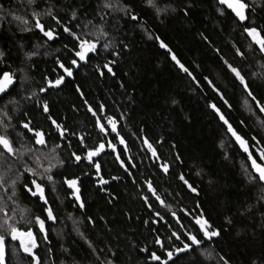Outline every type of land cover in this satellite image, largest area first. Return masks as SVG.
I'll use <instances>...</instances> for the list:
<instances>
[{
	"label": "trees",
	"instance_id": "16d2710c",
	"mask_svg": "<svg viewBox=\"0 0 264 264\" xmlns=\"http://www.w3.org/2000/svg\"><path fill=\"white\" fill-rule=\"evenodd\" d=\"M242 1L243 22L219 0H0V78L15 80L0 99V136L14 149L0 147V264H162L153 258H164L158 240L173 251L170 229L182 236L171 213L184 230L195 232L186 220L202 219L218 236L167 264H264V185L212 110L264 165V51L249 35L264 39V0ZM84 40L96 48L82 63ZM27 116L45 147L19 127ZM49 116L66 130L82 126L86 146L96 140V117L114 118L126 171L104 155L109 182L94 186L83 176L80 141L54 136ZM79 175L83 210L65 185ZM13 227L31 238L13 239Z\"/></svg>",
	"mask_w": 264,
	"mask_h": 264
},
{
	"label": "flooded vegetation",
	"instance_id": "af4514ba",
	"mask_svg": "<svg viewBox=\"0 0 264 264\" xmlns=\"http://www.w3.org/2000/svg\"><path fill=\"white\" fill-rule=\"evenodd\" d=\"M80 65H79V63L77 64V66H80ZM106 70L109 71V69L107 67H106ZM7 74H9V73H7ZM9 75H11V74H9ZM11 77L14 79V77L12 75H11ZM59 80H61V78H59ZM56 81H55V83H56ZM63 83H64V79L61 80V83L59 86H62ZM53 87L58 88V85H54ZM6 95H4V96H6ZM3 97H1V98H3ZM80 97H82L81 94H80ZM36 106H40V108L42 109V114L48 113V103L46 101L39 99L36 103ZM45 107H47V111H45ZM83 107H84L85 112H87L89 114V117L92 120L94 118L92 107L89 104H87L85 101H83ZM48 120L53 122L54 129L52 128V130H53L54 136H56V137L59 136L60 139H64V138L74 139L75 138V140L77 139L78 141H80L81 151L77 152V153H80L81 158L83 159V163L86 165V171L83 174V176L87 177V175L90 174V179L92 180L91 182L96 187H99V188L106 187L108 185V182H109V181H106L102 177L101 168H100V161L99 160L104 155L112 154L117 160L120 159L122 152H124L127 157L129 156L127 144L125 142L123 134L120 132L119 123L117 121H115L114 118L106 117V116H105V118L96 117L95 124H97V125H96V127L93 128V133L96 134L95 135L96 140L94 141V143L91 146H86V144H84V140L91 137V135L88 132H86L82 126L75 127L73 129V131L72 130L70 131V129L66 130L61 123L58 124L55 120H53L52 117L49 116ZM30 121H31V119L29 118V116H27L26 122H28V123L21 122L19 124V127L21 129L27 131V132H31L33 135L34 143L38 146V144L36 143V136H35L36 132L31 130ZM113 124L115 125V131H113ZM24 125H28V127L26 128ZM38 132L43 134V137L45 139V146H46V144H47L46 135L42 131H38ZM61 133H63V135H61ZM93 136H94V134H93ZM60 141L62 142V140H60ZM100 145L104 146L103 149H100ZM45 146H43V147H45ZM38 147H40V146H38ZM97 150H99L98 154L92 156L91 159H89L88 153L92 152V151H97ZM250 152H251V150H250ZM73 154H76V152H73ZM77 161L78 160L76 159V162ZM258 163L263 165L260 162H258ZM120 164H121L122 168L126 171L125 164L121 161V159H120ZM81 178H82V175L81 176L79 175L77 177L70 178L69 180H65V185H66L67 181H73V180L76 181L75 188H73V187L68 188V186L66 185L67 198L71 202H73L77 208H80L81 210H83L84 206L81 207V205H83L82 187H81V182H80ZM76 189H78V192ZM147 189H148L147 192L150 194V197L152 199L159 201V198L156 196L154 191L151 189V186L149 187V185H147ZM77 196L79 197V199H77ZM142 200L147 201V199L143 196H142ZM153 214H154L153 215L154 218L160 219L157 213L153 212ZM185 215L187 218L189 217L187 214H185ZM170 216H171L172 220L176 223V225L181 228L182 236H178L176 234V232H174L173 229H170V231L172 230L171 237L176 238L174 240L177 243V246H175V250H173V251L164 250V247L161 249L164 258H162V259L159 258V259H157V261L162 262V264L167 259V254L169 252L174 254L176 251L185 249V245H188V247L186 249H190L188 252H191L192 249L197 248L196 245L193 244L192 241L189 239V236H194L199 241V246H201L205 242L210 243L213 239H216L218 236V235L213 236L211 239L206 238L204 235V232L201 230L200 225L196 223V220H190L189 219V220L185 221L186 225H188L189 230H191V228L195 227V232L193 230H191V231L184 230L183 226H182V221L174 213H171ZM207 229H208V231H214L209 226H207ZM174 233H175V235H174ZM153 256H156V255L153 254Z\"/></svg>",
	"mask_w": 264,
	"mask_h": 264
},
{
	"label": "snow or ice",
	"instance_id": "6c2138e0",
	"mask_svg": "<svg viewBox=\"0 0 264 264\" xmlns=\"http://www.w3.org/2000/svg\"><path fill=\"white\" fill-rule=\"evenodd\" d=\"M221 4H226L228 8L232 9L236 15L238 17H240V19H244L243 16V9L245 8V5L243 3L240 2V0H220ZM37 27H40L39 23H37ZM65 31H68V29H65ZM45 35H48L49 38L51 39V33H45ZM249 35L253 37V39L259 43L261 45V51H264V39H258V34L255 32V30H249ZM163 47V45H161ZM80 48L81 51L77 52V56L83 60L85 58V56L87 55L88 52H91L93 50H95L96 48V44L89 42V41H81L80 43ZM76 61H73V64H75ZM65 71L67 72L68 75H71V71L68 69H65ZM186 71V69H185ZM233 72H236L235 69H233ZM236 75L238 78L241 79V83H243V78L240 77L239 72H236ZM62 80V78H61ZM61 80H57L56 81V85H58L59 83H61ZM12 83L11 77L5 73L4 76L2 78H0V92H4L7 88V86L9 84ZM53 86V85H50ZM249 95H251V93H249ZM214 107V106H213ZM45 111H47V107H45ZM261 111H264V106H261ZM221 119H223V117H221ZM226 122V121H225ZM227 123V122H226ZM26 128L28 127V125H24ZM113 131H115V125L113 124ZM229 131L232 133L233 136H235L236 140L240 143L242 149L247 152L248 151V147L247 144L244 140H242V138L240 136H238L231 128V126L229 125ZM61 135H63V133H61ZM36 136V143L40 144V145H44L45 141L43 138V134L40 132H36L35 133ZM0 147H2L5 151H7L10 155L14 154V149L11 146L10 142L8 141V139L5 136H0ZM103 145H100V149H103ZM98 151H92L88 153V158L91 159L92 156L97 155ZM155 154V153H153ZM260 156L261 159H264V150H261L260 152ZM77 160L80 159V157H76ZM249 159L252 162V167L253 169L259 174V179L261 181H264V166L259 165L256 160L252 159V155L251 153H249ZM165 170H166V166H165ZM47 171V169L45 170ZM49 179H51V177H49ZM33 183L35 184V181H33ZM67 183L69 184V187H73L75 188L76 185V181H67ZM37 190L42 192V189L40 187L39 184H35ZM78 192V189H76ZM36 193L33 192V195H35ZM43 198V197H42ZM77 199H79V197L77 196ZM163 203V202H162ZM81 207H83V205H81ZM49 218H52L51 216V210H49ZM37 222L40 223L41 225V230H43V222L39 221V219L37 218ZM5 223H7V221H5ZM196 223L200 225L201 230L204 232V235L206 238L211 239L213 236L218 235L217 232L215 231H208L207 227H206V221L202 220V219H197ZM12 232V237L13 239H16L17 236L19 235L20 237H24L25 235H27L29 238H31L32 234L31 232L28 233H22V232H18V230L16 228H12L11 229ZM175 235V233H174ZM189 239L192 241L193 244H198L199 241L194 237V236H189ZM0 241H2V237H0ZM21 244H24V240L21 239ZM34 246V245H33ZM188 245H185V248H187ZM25 251H29V248L25 247ZM169 257H171V253H169ZM154 259H159V257L153 256Z\"/></svg>",
	"mask_w": 264,
	"mask_h": 264
},
{
	"label": "water",
	"instance_id": "95a60500",
	"mask_svg": "<svg viewBox=\"0 0 264 264\" xmlns=\"http://www.w3.org/2000/svg\"><path fill=\"white\" fill-rule=\"evenodd\" d=\"M219 2H220V0H219ZM240 2L241 3H243L244 5H245V8L243 9V16H244V19L242 20V19H240V17H238L237 15H236V13L232 10V9H230V8H228L227 7V5L226 4H222L238 21H240V22H243V21H245V19H246V14H247V6H246V4L242 1V0H240ZM221 4V3H220ZM37 23H39L38 21H36V29L38 30V31H41V29H42V26L40 25V23H39V25H40V27H37ZM255 43L258 45V47L261 49V45L259 44V43H257L256 41H255ZM93 53V51H91V52H88L87 53V55L85 56V58L83 59V60H81L78 56H77V58L82 62V63H84L89 57H90V55ZM9 75V74H8ZM4 76V75H3ZM2 76V77H3ZM10 77H11V75H9ZM1 77V78H2ZM11 80H12V83L11 84H9L8 86H7V88H6V90L4 91V92H0V98L1 97H3L4 95H6V94H8L9 92H10V90L13 88V86H14V84H15V81H14V79L11 77ZM212 110H213V112L216 114V116L218 117V119H219V121H220V123L222 124V125H224L225 126V128H226V130H227V133L229 134V136L232 138V140L235 142V144L237 145V147L239 148V150L242 152V153H244L246 156H247V158H248V161H249V163H250V168H251V170H252V172L254 173V175L255 176H257L258 177V179H259V174L253 169V167H252V162H251V160L249 159V153H251L250 152V148H249V146H248V144H247V142L244 140V138L242 137V136H240L234 129H233V127L230 125V123L227 121V119L223 116V114L216 108V107H213L212 108ZM263 116H264V112H263ZM221 117H223V119H221ZM227 123H226V122ZM229 125L231 126V128H232V130L238 135V136H240L241 138H242V140H244L245 142H246V144H247V147H248V151L247 152H245L243 149H242V147H241V145H240V143L236 140V138H235V136H233L232 135V133L229 131ZM44 138V137H43ZM37 139V138H36ZM44 141H45V139H44ZM38 146H45V144L44 145H40V144H38ZM252 155V154H251ZM252 159H254V160H256L253 156H252ZM257 162V161H256ZM258 163V162H257ZM259 164V163H258ZM259 165H261V164H259ZM261 166H263V165H261ZM260 180V179H259ZM260 183L262 184V185H264V181H261L260 180ZM66 185L68 186V188H71V187H69V184L66 182ZM148 208L149 209H151L149 206H148ZM209 240V239H208ZM6 243H7V240L5 239V238H2V241H0V256H2V255H4V253H5V251H6ZM157 245L158 246H160V248L162 249L163 248V246H162V241L161 240H158V242H157ZM196 245V247H198L199 246V243L198 244H195ZM190 249H182V250H179V251H176L174 254L173 253H171V252H169V253H171V257H169V253L167 254V259L163 262V264H167V263H169V262H171L177 255H180V254H183V253H186V252H188Z\"/></svg>",
	"mask_w": 264,
	"mask_h": 264
},
{
	"label": "bare ground",
	"instance_id": "6f19581e",
	"mask_svg": "<svg viewBox=\"0 0 264 264\" xmlns=\"http://www.w3.org/2000/svg\"><path fill=\"white\" fill-rule=\"evenodd\" d=\"M246 16H247V14H246ZM246 20V19H245ZM80 51H81V49H80ZM224 116V115H223ZM40 147H43V146H40ZM150 187V186H149ZM146 202V201H145ZM147 204V203H146ZM147 206H149L148 204H147Z\"/></svg>",
	"mask_w": 264,
	"mask_h": 264
}]
</instances>
